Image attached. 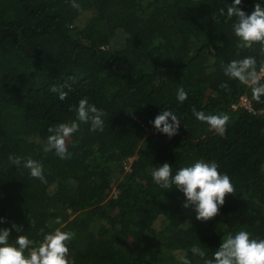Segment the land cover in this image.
<instances>
[{"label":"trees","instance_id":"1","mask_svg":"<svg viewBox=\"0 0 264 264\" xmlns=\"http://www.w3.org/2000/svg\"><path fill=\"white\" fill-rule=\"evenodd\" d=\"M77 2L81 10L67 0H0V228L22 226L10 240L40 239L46 224V232L74 231L75 264H180L185 254L202 264L191 245L211 258L229 233L264 239V103L222 70L247 56L259 70L264 54L259 44L236 48L235 18L226 16L233 0ZM257 3L264 7V0L238 7L251 14ZM61 85L71 89L65 101L50 91ZM84 96L106 112L104 132L81 124L68 141L71 159L45 153L48 127L74 120L70 106ZM242 96L252 110L239 105ZM193 106L228 114L225 136L196 120ZM165 110L180 119L171 138L151 123ZM9 155L40 161L47 183L11 165ZM200 159L216 161L236 188L208 221L151 176L165 162L175 172Z\"/></svg>","mask_w":264,"mask_h":264},{"label":"clouds","instance_id":"2","mask_svg":"<svg viewBox=\"0 0 264 264\" xmlns=\"http://www.w3.org/2000/svg\"><path fill=\"white\" fill-rule=\"evenodd\" d=\"M74 9L81 10V5L77 0H67ZM241 0H233L227 6L226 16L228 19L235 18L232 25L233 34L237 38V49H249L253 45L261 46V53L264 54V7L260 3L254 5L251 14H246L240 9ZM219 15H225V9H218ZM222 70L225 76L239 81L240 84L250 87L252 100L256 103H264V61L260 62L259 70L257 60L253 56L230 61L227 65L222 63ZM64 85L52 86L50 91L57 94L60 101L68 98V91L64 90ZM221 88L228 90V84L222 83ZM187 92L184 89H177V100L183 103L187 99ZM70 111H74L76 118L67 123H59L49 126V135L43 151L45 153L54 151L55 155L63 160L71 159L68 150L70 137L79 131L81 124H89V131L103 133L105 129L106 112L98 108L94 103H89V98L84 96L78 103L70 106ZM251 110V109H250ZM192 114L196 120L206 123L209 130L215 132L220 137H224L227 131L230 117L228 114L206 115L203 111H197L193 106ZM154 128L169 138L178 134L180 119L169 110L162 111L151 122ZM8 161L17 168L23 167L29 171L31 178L46 184L43 164L29 157L9 155ZM151 176L153 182L163 190H171L175 187L184 196L183 207L194 206L196 219L208 221L219 214L220 207L224 205L228 195H235L234 187L230 176L221 172L216 161H205L203 159L195 161L190 166L180 167L173 172V168L168 163L155 167ZM3 222V218H0ZM30 227H36V220L32 219ZM56 225H61L62 220L57 217L54 221ZM51 228L46 224L37 231L40 239H30L26 235H18L15 240H10L11 230L22 232V226L12 224V229L0 228V264H75L70 258L69 243L75 238L74 231H64L62 227ZM194 257H198L202 264H264V239L252 238L251 234L241 229L235 234L229 233L223 239L219 248L208 257L204 248L198 244H193L189 248ZM180 264H192V260L187 254L180 257Z\"/></svg>","mask_w":264,"mask_h":264},{"label":"built area","instance_id":"3","mask_svg":"<svg viewBox=\"0 0 264 264\" xmlns=\"http://www.w3.org/2000/svg\"><path fill=\"white\" fill-rule=\"evenodd\" d=\"M239 105L245 107V108L248 109L249 111H250V109L252 110L251 105H250V102H249V100L247 99V97H245V96H242V97L240 98Z\"/></svg>","mask_w":264,"mask_h":264},{"label":"rangeland","instance_id":"4","mask_svg":"<svg viewBox=\"0 0 264 264\" xmlns=\"http://www.w3.org/2000/svg\"><path fill=\"white\" fill-rule=\"evenodd\" d=\"M1 184V183H0ZM2 186V185H1ZM1 190H2V187L0 188V192H1Z\"/></svg>","mask_w":264,"mask_h":264}]
</instances>
